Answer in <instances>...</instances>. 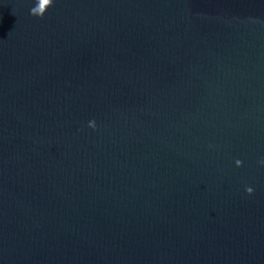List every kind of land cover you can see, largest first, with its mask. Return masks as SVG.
I'll list each match as a JSON object with an SVG mask.
<instances>
[{
	"label": "water",
	"instance_id": "95a60500",
	"mask_svg": "<svg viewBox=\"0 0 264 264\" xmlns=\"http://www.w3.org/2000/svg\"><path fill=\"white\" fill-rule=\"evenodd\" d=\"M35 4L0 0V264H264V0Z\"/></svg>",
	"mask_w": 264,
	"mask_h": 264
},
{
	"label": "clouds",
	"instance_id": "9594fccd",
	"mask_svg": "<svg viewBox=\"0 0 264 264\" xmlns=\"http://www.w3.org/2000/svg\"><path fill=\"white\" fill-rule=\"evenodd\" d=\"M54 5V0H36V4L34 7L30 9V14L33 17H37L40 19H43L48 10L53 7ZM89 127H91L93 130L96 129L97 125L95 121H90L89 122ZM237 167H242L243 164L240 160L236 161ZM246 192L248 195H254V189L252 187H246Z\"/></svg>",
	"mask_w": 264,
	"mask_h": 264
}]
</instances>
